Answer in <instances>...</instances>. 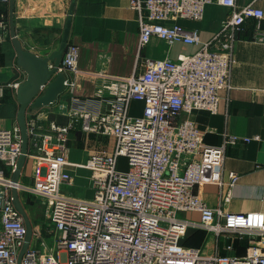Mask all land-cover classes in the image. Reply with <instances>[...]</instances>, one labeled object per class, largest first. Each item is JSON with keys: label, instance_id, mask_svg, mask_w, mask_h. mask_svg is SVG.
<instances>
[{"label": "built area", "instance_id": "built-area-1", "mask_svg": "<svg viewBox=\"0 0 264 264\" xmlns=\"http://www.w3.org/2000/svg\"><path fill=\"white\" fill-rule=\"evenodd\" d=\"M213 2L130 0L138 14L140 49L159 37L168 44L182 42L199 50L175 60L146 59L142 74L125 79L121 88L115 81L109 84L113 96L105 110L80 115L84 131L116 140L111 153L95 155L86 163L93 172L91 199L63 191L73 181L66 166L69 133L80 118L77 112L69 125H52L51 133L38 132L35 123L28 126L29 136L41 138L31 155L37 164L32 185L14 181L7 172L15 174L22 154L20 128H0V264H18L26 243V222L14 198V192L21 191L45 207L52 236L48 251L43 252L33 243L34 231L21 264H264V213L211 208L194 192L206 183L224 184L229 147L261 139L225 133L220 145H208L197 124L184 117L198 111L218 113L221 92L232 89L237 34L246 20L264 18L262 9L238 8L237 0H219L233 15L209 42H202L198 30L182 26L179 20H202ZM6 31L7 23L0 20V40ZM254 41L264 43V31H256ZM79 63L80 47L68 44L60 70L77 76ZM67 86L75 89L76 79H66ZM134 102L144 104L142 116L130 115ZM120 158L127 159V170L120 168ZM229 179L233 186L239 178L230 173ZM189 212L200 213L199 228L231 240L230 253L210 255L184 246L188 230L197 227L179 216ZM232 236L248 240L244 255L235 252Z\"/></svg>", "mask_w": 264, "mask_h": 264}, {"label": "crops", "instance_id": "crops-1", "mask_svg": "<svg viewBox=\"0 0 264 264\" xmlns=\"http://www.w3.org/2000/svg\"><path fill=\"white\" fill-rule=\"evenodd\" d=\"M75 4L71 14L72 4ZM238 8L252 5L264 11V0H237ZM233 15V10L214 0L205 10L200 21L181 19L179 23L198 30L202 42H209L221 29L222 23ZM0 20L7 23V31L0 40V128H20L18 113L20 103L18 86L27 75L18 64L17 52L11 36V0L0 2ZM71 20L68 44L80 47V72L73 76L64 72L69 81L76 79L77 86H69L58 96L56 102L42 108L27 110V124H37L40 133H51L52 125L66 126L77 112L79 122L69 133V152L66 170L72 175L71 184L63 186L67 195L80 199H91L94 195L93 172L86 167L87 161L99 154L111 153L116 146L113 136L82 129L81 114L105 110L114 81L118 87L125 85V79L139 76L145 70L146 59H177L182 54H193L198 46L182 42L168 44L159 37L140 49V28L138 14L132 9L130 0H14L13 22L17 38L23 47L41 57L50 56L58 50L67 22ZM264 31V18L249 19L237 34L235 43L236 64L232 70V89L221 92L217 114L198 111L189 116L204 133L208 145L217 146L223 142L225 133L254 138L227 149L224 163V184L206 183L194 188L195 194L211 208H222L226 212L264 213V43L254 41L256 31ZM120 83V84H119ZM10 84H18L17 87ZM142 106V113L135 109ZM144 104L131 105L132 117L142 116ZM29 136V155L19 176V182L32 185L35 179L36 160L31 155L38 146ZM13 180L15 174L7 171ZM235 173L238 181L230 185L229 174ZM18 200L28 218L33 232L37 224L35 199L28 193L18 192ZM229 199V200H228ZM24 217V216H23ZM183 217L195 222L182 240L184 246L201 248L206 254L220 252L225 255L220 238L199 228V212L184 213ZM25 219V218H24ZM1 224V217H0ZM33 236V235H32ZM236 238L235 252L244 255L248 240ZM225 241V240H223ZM230 244L231 240L226 241Z\"/></svg>", "mask_w": 264, "mask_h": 264}, {"label": "water", "instance_id": "water-1", "mask_svg": "<svg viewBox=\"0 0 264 264\" xmlns=\"http://www.w3.org/2000/svg\"><path fill=\"white\" fill-rule=\"evenodd\" d=\"M13 7L14 0H11V36L14 48L17 52L18 66L24 70L27 75L26 80L17 88L20 110L18 113V124L22 135V154L17 164L14 181L19 180L22 169L26 164L29 154V135L27 124V110L30 107L42 108L54 104L58 98L66 90V75L60 70L63 54L69 43L71 32V20L67 22L62 40L58 50L50 56L41 57L38 54L27 50L16 36L13 22ZM75 4H72L71 14L74 11ZM41 138L34 137L33 143L35 146L40 145ZM15 203L18 210L25 218L27 226V237L24 248L19 256L18 264H21L24 252L32 240L33 229L23 211L18 200L17 192H14Z\"/></svg>", "mask_w": 264, "mask_h": 264}, {"label": "rangeland", "instance_id": "rangeland-1", "mask_svg": "<svg viewBox=\"0 0 264 264\" xmlns=\"http://www.w3.org/2000/svg\"><path fill=\"white\" fill-rule=\"evenodd\" d=\"M135 112L139 113V114L142 113V106L139 105V107L135 109ZM119 163H120L121 169H123V170L128 169L126 158H120ZM31 201L35 204V206H37V216H36L37 224L35 225V236H34L33 243H34L35 247H39V249L41 251L47 252L49 249V246L52 243V236L50 234L51 230H50V226H49V220L46 216L45 207H43V205L37 199H32ZM179 216L181 218H184L183 214H179ZM232 238L236 239V236H232ZM219 240H220V245L224 244V250L226 251V253H224V254L230 253L227 250L228 244L226 242L229 239L226 237H223V238H220ZM223 240H225V241H223ZM232 244L234 245L235 243H232Z\"/></svg>", "mask_w": 264, "mask_h": 264}, {"label": "trees", "instance_id": "trees-1", "mask_svg": "<svg viewBox=\"0 0 264 264\" xmlns=\"http://www.w3.org/2000/svg\"><path fill=\"white\" fill-rule=\"evenodd\" d=\"M247 239H245V241L243 240V242H246ZM241 240L238 241L239 244H242L243 243ZM235 247H237V245L235 244Z\"/></svg>", "mask_w": 264, "mask_h": 264}]
</instances>
